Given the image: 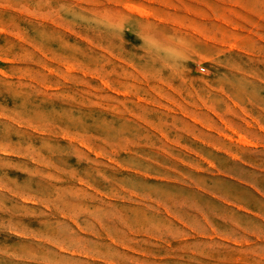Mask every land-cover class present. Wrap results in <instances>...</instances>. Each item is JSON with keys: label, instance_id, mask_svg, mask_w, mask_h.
I'll return each mask as SVG.
<instances>
[{"label": "rangeland", "instance_id": "obj_1", "mask_svg": "<svg viewBox=\"0 0 264 264\" xmlns=\"http://www.w3.org/2000/svg\"><path fill=\"white\" fill-rule=\"evenodd\" d=\"M0 264H264V0H0Z\"/></svg>", "mask_w": 264, "mask_h": 264}, {"label": "built area", "instance_id": "obj_2", "mask_svg": "<svg viewBox=\"0 0 264 264\" xmlns=\"http://www.w3.org/2000/svg\"><path fill=\"white\" fill-rule=\"evenodd\" d=\"M202 70H204V69H202Z\"/></svg>", "mask_w": 264, "mask_h": 264}]
</instances>
